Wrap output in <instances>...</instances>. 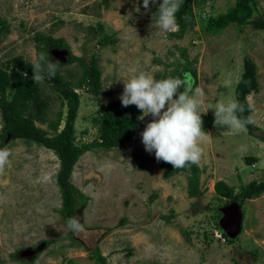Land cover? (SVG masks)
<instances>
[{
  "label": "rangeland",
  "instance_id": "rangeland-1",
  "mask_svg": "<svg viewBox=\"0 0 264 264\" xmlns=\"http://www.w3.org/2000/svg\"><path fill=\"white\" fill-rule=\"evenodd\" d=\"M161 2L149 0L146 10L143 0H0V21L6 25L0 35V65L13 58L33 64L36 35L62 39L70 54L85 64L95 58L97 94L87 92L89 87L77 88L79 62L58 66V75L79 96L77 144L95 139L92 120L102 115L105 105L120 101L123 82L140 71L157 80L189 74L194 86L205 91L201 118L211 126L202 128L212 137L202 145L197 165L201 196L196 198L188 196L186 174L164 179L155 155L145 151L141 133L151 115L140 120L131 142L83 154L70 182L86 197L79 207L86 230L69 238L59 213L57 157L35 142L0 140V149L11 151L10 164L0 173V264H98L95 248L106 264H264V193L239 201L242 229L227 242L216 224L220 209L231 202L214 192L217 182L239 193L252 181L264 180V143L258 137L264 135V31L252 26L206 31L197 15L217 17L234 4L209 0L193 5L195 25L176 39L171 36L176 30L164 33L156 26L153 11ZM254 3L264 17V0ZM245 59L255 64L258 82V89L246 97L252 134L214 123V105L236 100ZM37 86L47 108L35 126L51 135L48 124L60 113L59 130L64 126V100L52 83ZM2 125L0 114V136ZM242 146L246 151H240ZM25 251L34 255L22 258Z\"/></svg>",
  "mask_w": 264,
  "mask_h": 264
},
{
  "label": "trees",
  "instance_id": "trees-1",
  "mask_svg": "<svg viewBox=\"0 0 264 264\" xmlns=\"http://www.w3.org/2000/svg\"><path fill=\"white\" fill-rule=\"evenodd\" d=\"M207 1L209 0H181L180 9L176 13V22L179 27L176 32L171 33V36L181 39L186 31L195 25L192 13L193 5H202ZM157 9L154 8L153 18ZM197 16V23L205 25L206 31L209 30L214 33L221 32L229 26H235L239 30L244 26H252L256 30L264 31V17L258 12L254 0H234V4L228 8L227 12L217 17L203 19L202 14ZM154 21H156L155 18ZM4 30H6V25L0 21V35ZM34 39L37 42L36 59L40 53L49 54L50 49L66 50L68 52L67 62H79L82 69L81 77L76 85L77 88L89 87L91 89L86 88L87 92L93 90L95 94L98 93L100 88L99 72L94 57H91L89 63L85 64L80 58L70 54L62 39H53L49 35H36ZM62 65V63L59 64V66ZM31 68L32 64L23 63L20 58H13L0 65V114L3 124L0 140L2 143L15 139L35 142L54 153L59 164L55 175V181L61 195L59 213L67 222V219L75 215V211L86 200V197L70 182L73 168L79 158L86 152L111 151L131 142L133 131L140 125L141 119L139 117L142 113L134 105L123 107L120 101L110 102L104 106L102 115L92 120L93 125L97 127L95 139L90 143L77 144L74 124L79 107V96L57 73L54 78H46L45 81L52 83L59 96L64 100L62 107L65 108L66 114L61 130L59 127L62 122V113L58 115L55 121L48 124V128L52 131V134L49 135L47 131L35 126V121H41L40 116L46 111L47 104L41 97L38 83L31 80ZM25 72L28 74L27 78L23 76ZM187 72L193 73L191 69H188ZM178 74V77L183 78L184 75L181 72ZM257 89L256 66L250 59H245L243 71L235 86V98L245 108L244 113L240 114L242 117L250 116L246 97ZM210 126L211 123H205L203 120V128ZM254 129L252 124L247 126L249 134H252ZM258 137L264 143V135ZM157 166L162 171L164 179H170L178 174H186L188 196L191 198L201 196L200 169L197 165H191L184 169H174L170 164L160 161L157 162ZM214 192L218 198H227L229 202L237 203L240 206L239 201L256 198L264 193V180L252 181L243 187L239 193H235L223 182H217L214 184ZM216 226L221 231L217 224ZM72 234L73 232L69 230L67 238L71 237ZM220 235L225 241L231 242L222 231ZM93 255L98 264H106L97 248L93 250ZM251 255L255 256L254 253Z\"/></svg>",
  "mask_w": 264,
  "mask_h": 264
},
{
  "label": "clouds",
  "instance_id": "clouds-1",
  "mask_svg": "<svg viewBox=\"0 0 264 264\" xmlns=\"http://www.w3.org/2000/svg\"><path fill=\"white\" fill-rule=\"evenodd\" d=\"M156 0H152L155 3ZM181 0H162L154 15L156 26L164 33L178 29L176 13L180 9ZM147 10L149 0H143ZM60 62L53 60L49 54L40 53L32 64L31 80L43 83L45 79L56 76ZM23 76L27 78L25 72ZM226 86L231 81L226 80ZM182 89V91H181ZM205 91L194 86L189 74L181 77H168L157 80L153 75L140 71L126 82H123V93L119 97L121 105L136 106L142 115L139 119L151 115L153 120L145 126L141 133L144 149L153 153L157 162L163 161L174 169H184L191 165H199L204 153L203 144L212 137L203 128L201 105ZM214 123L216 126L235 132H247V126L254 123L251 116L242 117L245 108L237 100L219 102L214 105ZM205 113V112H204ZM240 151H246L241 147ZM11 151L0 149V173L10 164ZM67 228L74 234L84 232L85 226L77 215L67 219Z\"/></svg>",
  "mask_w": 264,
  "mask_h": 264
},
{
  "label": "water",
  "instance_id": "water-1",
  "mask_svg": "<svg viewBox=\"0 0 264 264\" xmlns=\"http://www.w3.org/2000/svg\"><path fill=\"white\" fill-rule=\"evenodd\" d=\"M49 55L55 61L64 64L68 60V52L66 50L50 49ZM253 132V131H252ZM82 209L75 211L77 217L80 218ZM221 218L218 221V226L228 239H235L242 229L243 215L241 207L234 202L220 209ZM81 222V220H80ZM34 255L32 251H25L21 254L22 257H31Z\"/></svg>",
  "mask_w": 264,
  "mask_h": 264
},
{
  "label": "flooded vegetation",
  "instance_id": "flooded-vegetation-1",
  "mask_svg": "<svg viewBox=\"0 0 264 264\" xmlns=\"http://www.w3.org/2000/svg\"><path fill=\"white\" fill-rule=\"evenodd\" d=\"M58 50H62V49H58ZM75 215H76V213H75ZM33 252V251H32ZM22 254V253H21ZM21 256V255H20ZM22 257V256H21ZM22 258H27V257H22Z\"/></svg>",
  "mask_w": 264,
  "mask_h": 264
},
{
  "label": "built area",
  "instance_id": "built-area-1",
  "mask_svg": "<svg viewBox=\"0 0 264 264\" xmlns=\"http://www.w3.org/2000/svg\"><path fill=\"white\" fill-rule=\"evenodd\" d=\"M221 237V235H219Z\"/></svg>",
  "mask_w": 264,
  "mask_h": 264
}]
</instances>
